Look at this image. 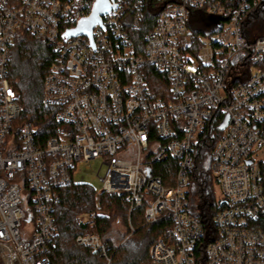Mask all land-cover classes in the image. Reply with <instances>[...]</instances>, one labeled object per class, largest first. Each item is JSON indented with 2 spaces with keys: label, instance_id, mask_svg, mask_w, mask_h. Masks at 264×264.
<instances>
[{
  "label": "built area",
  "instance_id": "2783aa9c",
  "mask_svg": "<svg viewBox=\"0 0 264 264\" xmlns=\"http://www.w3.org/2000/svg\"><path fill=\"white\" fill-rule=\"evenodd\" d=\"M96 1L0 0V264H50L59 190L96 162L101 192L120 195L129 219L145 206L147 223L166 222L149 264H264V38L243 33L262 0H157L142 44L133 33L144 0H115L92 39H65ZM24 30L54 54L44 105L55 108L57 128L45 141L35 124H16L23 106L11 51ZM150 68L167 82L155 84ZM212 121L221 127L209 165L220 196L202 216L191 183ZM169 158L174 173L156 168ZM77 243L111 263L114 245L99 233Z\"/></svg>",
  "mask_w": 264,
  "mask_h": 264
},
{
  "label": "trees",
  "instance_id": "16d2710c",
  "mask_svg": "<svg viewBox=\"0 0 264 264\" xmlns=\"http://www.w3.org/2000/svg\"><path fill=\"white\" fill-rule=\"evenodd\" d=\"M143 5L145 17L142 29L133 33L138 44L143 43V37L153 27L158 12L163 7L157 0H144ZM243 33L249 41L264 38V0L249 13L247 21L244 22ZM11 56L10 79L19 92L23 106L16 124L22 125L27 122L35 124L38 127L39 138L45 141L55 134L57 128L55 108L44 105V80L54 61V54L46 43L24 30L17 34ZM151 72L155 84L167 82L165 76L153 68ZM159 86H155V93L163 97ZM220 134L221 127L217 125V121H212L195 151L196 167L191 183V204L193 210L202 216L212 213L215 207L216 180L210 172L209 165L212 149ZM176 167L177 162L171 158L156 165L157 169L172 173ZM59 193L60 200L54 210L59 232L49 245L50 264H106L100 252L77 243L80 234L90 232L99 233L114 245L110 264H149L150 248L164 230L166 224L164 220L153 224L147 223L144 216L145 206L135 208L129 219L120 195L97 193L88 183L74 182L60 189ZM91 212L96 213L95 223L81 222L80 215ZM119 219L123 220L128 231L116 244L111 234L114 231V222ZM127 236L129 238L118 246Z\"/></svg>",
  "mask_w": 264,
  "mask_h": 264
},
{
  "label": "rangeland",
  "instance_id": "374dc122",
  "mask_svg": "<svg viewBox=\"0 0 264 264\" xmlns=\"http://www.w3.org/2000/svg\"><path fill=\"white\" fill-rule=\"evenodd\" d=\"M100 162H96L89 169H84L83 171L77 172L75 174V183H88L92 185L97 193L102 191V182L98 177V172L103 173L104 170H100ZM215 194L217 198L220 196L219 188L215 186ZM113 233L111 236L114 238V242L117 244L124 237L125 233L128 231L122 219L114 222Z\"/></svg>",
  "mask_w": 264,
  "mask_h": 264
},
{
  "label": "water",
  "instance_id": "95a60500",
  "mask_svg": "<svg viewBox=\"0 0 264 264\" xmlns=\"http://www.w3.org/2000/svg\"><path fill=\"white\" fill-rule=\"evenodd\" d=\"M114 1L115 0H97L93 13L88 18L81 20L74 29L67 31L64 38L68 39L70 37L85 35L92 39L93 28L96 24L101 23L102 16L117 8V4L114 3Z\"/></svg>",
  "mask_w": 264,
  "mask_h": 264
}]
</instances>
